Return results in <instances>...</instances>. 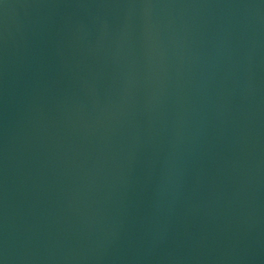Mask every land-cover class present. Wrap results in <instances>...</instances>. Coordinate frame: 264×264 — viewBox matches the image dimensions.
Here are the masks:
<instances>
[{"label":"water","instance_id":"obj_1","mask_svg":"<svg viewBox=\"0 0 264 264\" xmlns=\"http://www.w3.org/2000/svg\"><path fill=\"white\" fill-rule=\"evenodd\" d=\"M0 264H264V0H0Z\"/></svg>","mask_w":264,"mask_h":264}]
</instances>
